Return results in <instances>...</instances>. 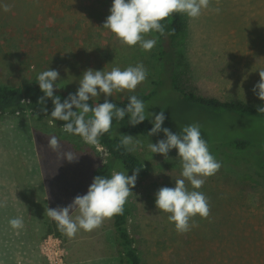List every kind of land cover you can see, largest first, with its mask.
<instances>
[{
	"label": "rangeland",
	"instance_id": "1",
	"mask_svg": "<svg viewBox=\"0 0 264 264\" xmlns=\"http://www.w3.org/2000/svg\"><path fill=\"white\" fill-rule=\"evenodd\" d=\"M3 3L12 8L9 12L0 8V84L36 82L37 75L49 68L59 72L58 88L77 92L89 68L107 72L115 66L124 70L142 63L147 79L133 92L114 91L109 97L128 99L149 91L159 80L156 96L145 102L146 112L163 111L162 129L175 134L198 123L215 141L209 150L222 167L205 178L199 189L209 198L210 215L207 219L197 215L190 221L197 226L181 234L169 222V213L155 204L160 188L174 187L175 180L183 178L178 150L171 149L168 157L150 151V142L166 139L163 131L152 136L123 133L142 142L133 153L144 163L146 174L138 175L131 189L129 227L147 264H215L221 241L235 238L236 225L250 232L251 227L257 229L264 239V115L212 112L187 103L172 88L163 68L156 32L146 35V39L157 38V43L145 51L139 44H122L103 27L113 0H0ZM217 7L219 13L212 11ZM182 16L185 29L174 62L180 86L198 95L263 104L253 88L261 80L259 71L264 70V0H211L199 18ZM101 96L105 95L94 98ZM63 125L51 117L0 116V204L4 205L0 206V264H47L39 251L48 223L54 221L47 208L65 207L77 195L86 194L95 168L106 161L107 151L101 144H87L63 131ZM52 136L60 142L57 152L48 147ZM237 139L250 140V147H234L231 142ZM67 152H73L76 159L69 162ZM116 171L132 175L120 166ZM185 183L191 190L190 183ZM234 213L240 217L235 224L224 218ZM70 214L75 218L79 212ZM14 217L23 218L22 229L10 226ZM218 225H226L221 240L214 233ZM59 231L70 264H120L112 218L91 232H77L79 236L100 232V254L86 252L89 258L81 263L74 262L71 240Z\"/></svg>",
	"mask_w": 264,
	"mask_h": 264
},
{
	"label": "clouds",
	"instance_id": "2",
	"mask_svg": "<svg viewBox=\"0 0 264 264\" xmlns=\"http://www.w3.org/2000/svg\"><path fill=\"white\" fill-rule=\"evenodd\" d=\"M210 3L211 0H113L110 15L103 27L114 33L122 44L130 47L139 44L143 50L150 51L156 45L157 38L145 37L151 32L165 35V25L162 21L174 13L185 14L191 19L199 18L204 10L209 9ZM0 8L9 12L12 5L3 3ZM212 11L219 13L220 9L217 7ZM174 32L175 29H171L167 34L172 35ZM259 75L261 80L254 86L253 92L264 100V70H260ZM147 76L148 72L142 63L128 66L124 70L115 66L107 72L89 68L83 73L77 92L70 93L62 103L59 96H54V89L58 88L56 82L60 79L59 72L48 68L36 77V82L44 93L38 103L43 105L45 98H51L54 104L51 118L66 122L62 126L63 131L80 136L90 145H97L99 137L111 131L114 117L123 120L126 114H129V124L136 126L154 115V126L148 136L163 131L166 139H161L155 144L150 142V151L168 157L171 149H177L183 177L175 180L174 187L160 188L155 194V204L160 211L169 213V222L174 223L178 233L184 234L197 226L195 222L190 223L194 217H209V198L199 189L204 185L205 178L215 175L222 164L210 152L198 123L187 125L175 134L168 128L162 129L166 119L163 111L159 114L146 112L145 103L135 95L128 97L126 107H117L108 101L107 97L112 96L114 91H135ZM100 93L105 95L104 102L95 107L91 106L88 103L90 97H97ZM73 107L77 111H73ZM41 110L47 112L46 107ZM257 111L264 113V107H258ZM48 147L57 152L61 146L59 140L52 136L48 140ZM120 147H124L127 152H133L137 147H142V142L131 135H122L117 150ZM64 155L69 162L76 159L73 152ZM139 171V168H135L131 176L127 172L113 171L111 178L98 175L94 177L86 194L77 195L72 203L65 207L47 208V215L57 222L59 229L69 238L75 237L81 229L91 232L99 228L104 220L123 214L127 198L133 194L131 189L136 185ZM185 180L190 183L191 190L186 186ZM74 210L79 212L75 218L70 214ZM9 224L17 230L24 227L22 217L12 218Z\"/></svg>",
	"mask_w": 264,
	"mask_h": 264
},
{
	"label": "trees",
	"instance_id": "3",
	"mask_svg": "<svg viewBox=\"0 0 264 264\" xmlns=\"http://www.w3.org/2000/svg\"><path fill=\"white\" fill-rule=\"evenodd\" d=\"M165 25V35L156 34L159 37V57L163 64V68L168 72L169 81L174 90L179 92L184 100L192 105L200 106L206 110L212 112H231L241 115H259L264 113H258V107H264V103L259 106H251L241 100H222L215 96H203L198 95L190 90H186L177 80L176 71L174 69L175 53L178 39L182 35L185 29V20L181 13H174L172 16L162 21ZM175 29L174 34L168 35L167 33ZM160 83L158 80L156 86L151 88L147 92H141L135 96L141 99L144 103L152 99L157 94V85ZM75 94L76 91L64 90L60 88L54 89V96H59L61 102L68 98L69 94ZM44 96L37 82H28L26 84H0V116L12 115V114H26L35 118L36 120H44L51 117V112L54 110V104L51 98H45V103L41 105L38 103L40 97ZM109 102H113L117 107H126L128 99L120 100L112 97H107ZM105 96L98 98H90L88 103L95 107L98 103H103ZM42 107L47 108V112L42 111ZM77 111L75 107L72 109ZM91 113H89V117ZM88 118V117H86ZM130 115L126 114L123 120H118L115 117L112 122V129L110 132L102 134L99 137V144H101L107 151L106 161L98 165L94 174L95 177L101 175L106 178H111L112 172L116 171V167L120 166L123 170L133 174L135 168H139L138 175L146 174V167L142 160L133 152H127L124 147H120L117 150L121 136L123 133L140 134L148 136V132L154 126L152 120L146 118L142 123L132 126L129 124ZM59 121V120H58ZM63 124L66 122L60 121ZM183 129H178V133ZM202 138L205 139L209 145V149L215 141L211 140L208 132L204 129H200ZM80 137L78 135H74ZM81 138V137H80ZM234 147L244 150L250 147V140L237 139L231 142ZM261 168L264 170V159L261 162ZM132 212L131 203L129 197L124 205V211L121 215H115L113 219V228L115 236V245L119 256L120 264H147L144 259L141 250L136 245V239L132 235L129 227L130 216ZM224 218H228V221L235 222L237 216L236 213L230 215H224ZM223 222V221H222ZM227 223V222H226ZM235 224V223H233ZM57 222L53 221L48 223L46 232L55 231L60 235V231L57 228ZM236 225L233 240H224L220 243L219 259L215 264H264V239L260 235V231L252 229L251 232L246 227ZM249 230V231H248ZM226 231V225L214 229V233H217L218 239L224 237L223 233ZM228 248V249H227ZM231 251L233 252L231 254Z\"/></svg>",
	"mask_w": 264,
	"mask_h": 264
},
{
	"label": "built area",
	"instance_id": "4",
	"mask_svg": "<svg viewBox=\"0 0 264 264\" xmlns=\"http://www.w3.org/2000/svg\"><path fill=\"white\" fill-rule=\"evenodd\" d=\"M39 251L45 257L47 264H68L64 240L53 231L42 239Z\"/></svg>",
	"mask_w": 264,
	"mask_h": 264
},
{
	"label": "crops",
	"instance_id": "5",
	"mask_svg": "<svg viewBox=\"0 0 264 264\" xmlns=\"http://www.w3.org/2000/svg\"><path fill=\"white\" fill-rule=\"evenodd\" d=\"M99 233L100 232H98V234L96 235L95 233H91L88 236L75 235V237L70 238L71 242L69 243L71 244L72 249L74 248V250L72 251L74 262L81 263L85 261V259H88L89 257L86 258V256L84 255L86 252H96L100 254L101 247L99 243L100 240L98 239ZM96 260H99V258H97ZM68 263L70 264V261Z\"/></svg>",
	"mask_w": 264,
	"mask_h": 264
},
{
	"label": "bare ground",
	"instance_id": "6",
	"mask_svg": "<svg viewBox=\"0 0 264 264\" xmlns=\"http://www.w3.org/2000/svg\"><path fill=\"white\" fill-rule=\"evenodd\" d=\"M228 249V248H227Z\"/></svg>",
	"mask_w": 264,
	"mask_h": 264
}]
</instances>
